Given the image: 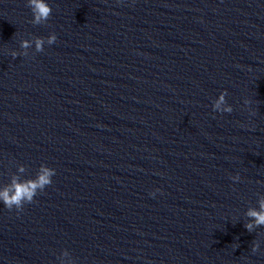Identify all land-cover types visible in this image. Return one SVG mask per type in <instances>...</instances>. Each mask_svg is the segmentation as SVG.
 I'll list each match as a JSON object with an SVG mask.
<instances>
[{"label": "clouds", "instance_id": "9594fccd", "mask_svg": "<svg viewBox=\"0 0 264 264\" xmlns=\"http://www.w3.org/2000/svg\"><path fill=\"white\" fill-rule=\"evenodd\" d=\"M27 6L31 9L33 14V19L31 23L34 25H40L46 23L51 15L53 9L46 2V0H27ZM57 41V36L55 33L50 34L48 37H34L32 40L24 39L20 42V47L24 50L22 53H17L13 51L11 53L13 58L18 55L28 56V49L34 44L36 52H43L44 45H52ZM227 91H222L218 96V99L214 105H212L213 110L216 112H226L231 113L233 111L232 106L227 104V107L221 109V104L227 103L226 101ZM249 101H245L248 104ZM23 166L19 168V172H24ZM55 169L41 166L40 172L34 179H26L21 181L19 177H14L10 186L6 187L3 191H0V201L3 202L4 206L9 210L15 208L17 212H21L26 204H31L34 202V197L38 195L39 192H43L46 186L52 184V177L55 175ZM233 181H239L240 176L231 177ZM156 191H160L157 189ZM155 195V193H151ZM259 210L249 209L246 215L250 218V221L244 225L249 233H252L257 227L264 226V195L258 198ZM260 245L258 242H254L252 245V253L255 254L259 251Z\"/></svg>", "mask_w": 264, "mask_h": 264}]
</instances>
